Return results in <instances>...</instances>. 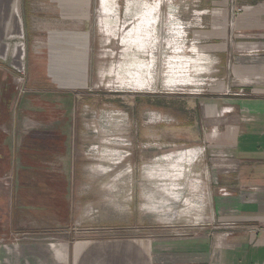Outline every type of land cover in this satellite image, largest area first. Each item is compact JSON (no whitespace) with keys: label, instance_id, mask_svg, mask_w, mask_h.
Wrapping results in <instances>:
<instances>
[{"label":"rangeland","instance_id":"rangeland-1","mask_svg":"<svg viewBox=\"0 0 264 264\" xmlns=\"http://www.w3.org/2000/svg\"><path fill=\"white\" fill-rule=\"evenodd\" d=\"M219 2L17 0L15 32L0 27V81L12 85L0 123L19 128L11 137L18 146L23 138L24 157L0 174L1 247L33 254L37 264H57L64 246L69 264H142L141 249L155 236L186 238L215 223L203 137L226 122L204 119L198 99L233 111L238 99L264 88L254 80L264 75V39L233 34L250 0L229 1L227 37L217 34ZM189 148L203 154L186 178L175 153ZM42 157L52 162L51 178L37 176L34 188L21 182L30 180L32 162L37 173L47 170ZM154 163L161 182L143 179ZM234 224L217 228L228 234Z\"/></svg>","mask_w":264,"mask_h":264},{"label":"crops","instance_id":"crops-1","mask_svg":"<svg viewBox=\"0 0 264 264\" xmlns=\"http://www.w3.org/2000/svg\"><path fill=\"white\" fill-rule=\"evenodd\" d=\"M229 1L220 0L219 2L224 9V12L219 15V21L224 22L222 24L224 28L220 29L217 34L222 37L229 35V31L226 29L228 25L225 24L230 16L227 9ZM254 1L250 0L249 12L236 15L238 29L233 31L234 36L250 35L256 39H264V0ZM5 3L8 5V11L5 13L4 9L0 10V19L3 21L1 23H4L0 27L1 29L3 27L2 30L5 32L6 28L12 26L14 30L11 33H13L17 28V17L14 14L17 0H9L8 2L0 0V6L3 5L4 7ZM27 5V3L24 4L23 11H26L25 6L27 7ZM28 15L27 12L24 15L26 24L31 22V16ZM245 27H249L250 31H242V28ZM15 55L17 62L18 51ZM0 60L2 59L0 58ZM31 61L32 59H30ZM254 80L258 81V85L261 86L259 81H264L263 73H259ZM39 85H46V82L39 81ZM6 86L9 91V86H12L11 81H0V103L8 99ZM198 101L204 119L211 120L216 117L224 119L226 122L223 126H213L208 130L206 129L203 137V141L207 145L208 156L212 158L209 175L215 192L212 202V217L215 223L203 226L204 228L197 235L193 234L186 238L166 239L163 238V235L155 236L147 247L141 249L142 252L139 256L143 259L142 264H264V88H258L257 92L250 97L238 99L237 105H233L235 113L229 116L226 114H229L230 111L225 113L223 109L226 110V108L221 110L224 106L219 103V100L201 97ZM2 111L0 109V116ZM227 118H231V121ZM29 119L26 117L27 122ZM23 130L30 129L23 126ZM49 133V130L42 132L45 139L42 144L43 151H46L51 140ZM11 134L13 136L19 134V128L14 126L11 129L0 123V144L3 145L0 146V174L2 171H7L5 170L7 169L6 166H14L17 170L21 159L24 157L18 153V149L22 148L20 142L23 143V138H19L18 146L16 145L17 138L13 136L12 138ZM32 135L29 136L33 140L36 137ZM27 142L33 143L29 140ZM11 145L12 149H15L13 154H11ZM32 145L34 148L39 143ZM202 154L199 148H189L176 152V168L181 173H187L185 175L187 178L190 176L188 172L196 163L195 157H200ZM4 158L6 164L1 162ZM37 161L41 162L40 165L45 166L47 170H40L42 174L37 173L35 167L38 164L32 162L33 166L26 169L25 173L30 180L26 181L24 177L21 179V182L25 181L32 188L35 187V184H32L31 181H36L37 176L42 178V183L48 181L53 169L52 162L44 159V157ZM157 161L161 163L160 158L156 159ZM181 162L185 164V169L179 168ZM157 164H150L146 167V172L143 174L144 180L154 183L161 182L159 172L161 166L157 167ZM29 190L34 192L32 189ZM221 191H226L227 195H222ZM226 223H235V228L232 229L234 232L227 234L224 228H217V226ZM47 252L50 256L48 248ZM21 253H23L22 250L20 252L18 249H15L14 253H10L8 247L0 246V264H9V260H15L14 264H37L33 254L24 252L25 255H22ZM54 257L57 264H69L65 246ZM49 262L46 261V264Z\"/></svg>","mask_w":264,"mask_h":264},{"label":"bare ground","instance_id":"bare-ground-1","mask_svg":"<svg viewBox=\"0 0 264 264\" xmlns=\"http://www.w3.org/2000/svg\"><path fill=\"white\" fill-rule=\"evenodd\" d=\"M21 55L23 56V52H21ZM80 61L82 62L83 60H80ZM61 62H62V60L58 61V63H61Z\"/></svg>","mask_w":264,"mask_h":264},{"label":"built area","instance_id":"built-area-1","mask_svg":"<svg viewBox=\"0 0 264 264\" xmlns=\"http://www.w3.org/2000/svg\"><path fill=\"white\" fill-rule=\"evenodd\" d=\"M229 111L228 110H225V113H228ZM231 112V111H230ZM204 150V149H203ZM248 230V229H247Z\"/></svg>","mask_w":264,"mask_h":264}]
</instances>
